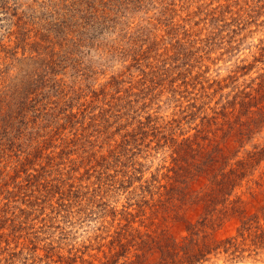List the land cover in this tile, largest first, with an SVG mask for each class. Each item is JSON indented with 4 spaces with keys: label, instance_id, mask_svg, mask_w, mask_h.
Returning a JSON list of instances; mask_svg holds the SVG:
<instances>
[{
    "label": "rangeland",
    "instance_id": "1",
    "mask_svg": "<svg viewBox=\"0 0 264 264\" xmlns=\"http://www.w3.org/2000/svg\"><path fill=\"white\" fill-rule=\"evenodd\" d=\"M263 61L264 0H0V264L156 263L143 241L181 242L203 214L189 173L208 146L264 147V128L220 138ZM236 196L260 213L264 158ZM252 249L197 264H264Z\"/></svg>",
    "mask_w": 264,
    "mask_h": 264
},
{
    "label": "trees",
    "instance_id": "2",
    "mask_svg": "<svg viewBox=\"0 0 264 264\" xmlns=\"http://www.w3.org/2000/svg\"><path fill=\"white\" fill-rule=\"evenodd\" d=\"M251 67L252 65L240 68H246L248 71ZM255 78L257 79L255 85L244 86L232 96L231 101L227 102L228 106L238 105L237 114L220 134L221 139L232 138L233 143L240 147L249 141L255 132L264 128V72ZM230 149L231 147L227 146L222 148L218 143L208 146L207 153L204 152L203 162L195 165L193 173H189V176H203L207 183L192 198L194 203L201 206L203 214L187 228L188 232L182 241L176 242L170 238L143 241L146 250L154 248L158 252V260L154 264H197L206 260L209 254L219 252L229 256L230 262H235L244 259V252H247L248 256L251 255L249 247H253L251 251L256 253L257 249L264 246V199L258 209L260 213L251 215H246L238 206L241 202L238 196L229 199L235 188L264 158V147L254 144L252 149L246 150L245 156L241 157H237V149L234 154L229 155L227 151ZM192 151L195 152L196 148ZM233 157L236 158L230 162ZM254 182L259 184L257 181ZM228 211L236 213L241 221L236 228V236L220 240L209 239V233L203 228L207 227L214 231ZM260 218L263 219L262 223L259 222ZM237 237L240 238L239 241ZM247 242L249 245L245 247ZM134 256L135 259L129 264H142V254Z\"/></svg>",
    "mask_w": 264,
    "mask_h": 264
}]
</instances>
